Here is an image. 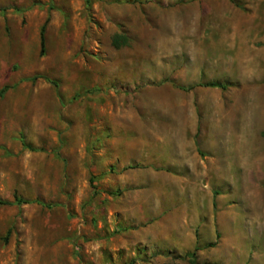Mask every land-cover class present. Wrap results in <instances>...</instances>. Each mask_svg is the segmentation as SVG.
Returning a JSON list of instances; mask_svg holds the SVG:
<instances>
[{
  "label": "rangeland",
  "instance_id": "rangeland-1",
  "mask_svg": "<svg viewBox=\"0 0 264 264\" xmlns=\"http://www.w3.org/2000/svg\"><path fill=\"white\" fill-rule=\"evenodd\" d=\"M4 85L0 264H264V0H0Z\"/></svg>",
  "mask_w": 264,
  "mask_h": 264
},
{
  "label": "trees",
  "instance_id": "trees-1",
  "mask_svg": "<svg viewBox=\"0 0 264 264\" xmlns=\"http://www.w3.org/2000/svg\"><path fill=\"white\" fill-rule=\"evenodd\" d=\"M86 1L89 2V0H86ZM46 23H47V19L44 22V24L42 25L41 30H40V50H41V53L44 50V29H45ZM127 44H128V38L124 34H114V36L112 37V46L116 49L123 47V46H126ZM37 78H38V76H35L31 80L34 81ZM51 83L54 84V82H51ZM204 86L217 87L218 84L215 82H209V83L204 84ZM9 89H10L9 85H4L0 89V96H2L4 93H6ZM90 182H92V180H90ZM33 202L44 205L46 207L52 206V204H50V203H43V202H40L38 200L32 201L29 199L22 198L16 194H13L12 200H0V205H22V204H31ZM214 245H215V242L208 243L207 247H212ZM199 249H200L199 246L196 245L192 252L186 254V257H188V261L190 264H197L196 259H195V255H196V251H198Z\"/></svg>",
  "mask_w": 264,
  "mask_h": 264
},
{
  "label": "crops",
  "instance_id": "crops-1",
  "mask_svg": "<svg viewBox=\"0 0 264 264\" xmlns=\"http://www.w3.org/2000/svg\"><path fill=\"white\" fill-rule=\"evenodd\" d=\"M228 146L229 145H227V144L225 145V148H224L225 151H227V150L231 151L232 150V148L229 149ZM230 146H231V144H230ZM238 147H243V146H238ZM239 150L243 151V148H240ZM178 153H180V152H178ZM242 156L243 155H240L241 159H242ZM176 157H177V155H176ZM212 166H213V164H212ZM212 166L210 167V174L211 173H216V167L214 166V168H213ZM225 168H226L225 169V173L228 174V177H230V181H232V175L234 173V166L232 164V160L228 161V163H227ZM240 168H243L242 164H240ZM166 175L173 176L172 174H166ZM169 176H165V177H169Z\"/></svg>",
  "mask_w": 264,
  "mask_h": 264
}]
</instances>
